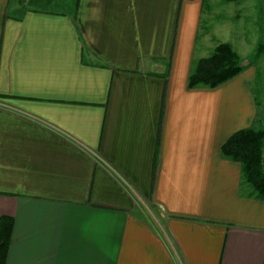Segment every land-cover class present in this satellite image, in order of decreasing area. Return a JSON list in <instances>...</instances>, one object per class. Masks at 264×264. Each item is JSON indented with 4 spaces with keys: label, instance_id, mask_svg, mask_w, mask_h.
Here are the masks:
<instances>
[{
    "label": "crops",
    "instance_id": "1",
    "mask_svg": "<svg viewBox=\"0 0 264 264\" xmlns=\"http://www.w3.org/2000/svg\"><path fill=\"white\" fill-rule=\"evenodd\" d=\"M27 1L0 0L7 264H264V198L222 153L260 126L247 32L264 0H235L236 23L229 0ZM220 42L243 71L190 88Z\"/></svg>",
    "mask_w": 264,
    "mask_h": 264
},
{
    "label": "trees",
    "instance_id": "2",
    "mask_svg": "<svg viewBox=\"0 0 264 264\" xmlns=\"http://www.w3.org/2000/svg\"><path fill=\"white\" fill-rule=\"evenodd\" d=\"M235 1V0H229ZM78 0L76 5L78 6ZM263 44L255 55L259 57ZM244 69L241 58L230 42H220L213 53L199 59L189 76V87L199 85L217 87L234 78ZM259 127L236 131L222 146L224 156L243 165V179L248 182L257 197L264 198V122L258 118ZM14 218L0 216V264H7L8 251L12 242Z\"/></svg>",
    "mask_w": 264,
    "mask_h": 264
},
{
    "label": "rangeland",
    "instance_id": "3",
    "mask_svg": "<svg viewBox=\"0 0 264 264\" xmlns=\"http://www.w3.org/2000/svg\"><path fill=\"white\" fill-rule=\"evenodd\" d=\"M261 0H247L243 2V7L247 4V9H249L250 12H254L256 4H260ZM27 6H37L41 8H55V9H62L69 11L71 8H74L75 0H30L27 1ZM227 19L233 20L232 23H236L235 17H234V11H237L238 9H241V5L238 1H229L227 3ZM257 18V24L253 23L254 25H257L258 31L251 30L247 32L248 38H249V49L251 51H257L258 47L263 44L262 52L259 58L255 60L256 64L259 68V74L258 78L252 83V88L258 98L259 104H260V111H259V119L262 116L263 122H264V16L260 14V12H257V15H255ZM247 21V20H246ZM252 21V17H251ZM233 25V24H231ZM248 27L249 25L248 22ZM262 27V30H259ZM222 31H217V37L222 39L223 36H221Z\"/></svg>",
    "mask_w": 264,
    "mask_h": 264
}]
</instances>
